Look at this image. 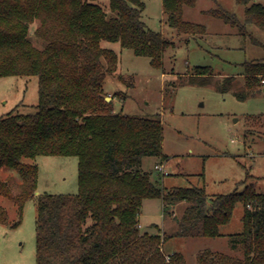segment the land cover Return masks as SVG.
<instances>
[{
  "label": "trees",
  "instance_id": "1",
  "mask_svg": "<svg viewBox=\"0 0 264 264\" xmlns=\"http://www.w3.org/2000/svg\"><path fill=\"white\" fill-rule=\"evenodd\" d=\"M195 2L162 0L169 26L189 36L205 34L203 25L183 19L184 6ZM235 2L244 7L243 22L222 8L209 13L238 27L240 35L249 34L248 26L264 32V5ZM144 7L143 0H0V77L38 78L36 112L0 118V170L16 172L0 176V195L21 215L35 196L38 175L37 166L24 159L77 158L75 195L37 197L36 264H186L180 253L166 259L165 240L219 236L238 202L244 205L242 231L229 239L241 255L202 250L197 264H264V194L252 185L215 196L201 187L164 188L141 169L144 157L166 158L160 119L115 113L105 100V77L118 72L123 49L162 66L170 42L146 26ZM243 67L238 99L264 88V60ZM208 71L195 68L197 74ZM146 199L161 200L163 219L175 223L169 233L158 225V233L141 232ZM0 223H7L4 210Z\"/></svg>",
  "mask_w": 264,
  "mask_h": 264
},
{
  "label": "rangeland",
  "instance_id": "2",
  "mask_svg": "<svg viewBox=\"0 0 264 264\" xmlns=\"http://www.w3.org/2000/svg\"><path fill=\"white\" fill-rule=\"evenodd\" d=\"M255 1L264 5V0ZM143 2L146 26L170 42L162 54V66L154 68L148 57L123 49L118 72L106 75L103 86L113 112L161 121L166 158L144 157L141 169L151 172L152 180L159 178L166 189L201 187L215 196L240 193L252 185L256 193L264 194V93L245 99L235 95L243 82V64L264 60V32L248 26L249 34L240 35L238 27L209 13L222 8L243 22L244 7L235 0H196L194 6H184L183 19L206 29L196 36L169 26L162 0ZM36 25L31 26L32 32ZM197 67L209 71L197 74ZM228 77L231 80L225 82ZM37 104L36 76L0 77V118L9 113L33 114ZM24 161L37 166L36 192L25 201L21 215L13 201L0 195V210L7 219L0 223V264H36L38 195L72 196L78 191L76 157L37 156ZM159 165L162 171L156 168ZM10 175L16 172L0 170L1 178ZM243 211V203H236L219 236L167 238L166 259L180 253L186 264H197L196 255L202 250L240 256L239 250L232 249L229 235L242 231ZM139 223L141 232L149 234L159 232L154 225L168 233L175 227L174 221L163 219L160 199L143 201Z\"/></svg>",
  "mask_w": 264,
  "mask_h": 264
},
{
  "label": "built area",
  "instance_id": "3",
  "mask_svg": "<svg viewBox=\"0 0 264 264\" xmlns=\"http://www.w3.org/2000/svg\"><path fill=\"white\" fill-rule=\"evenodd\" d=\"M156 168H157L158 170H160V171L163 170V166H162V165L156 166ZM162 174H163V175H166L167 173H166V172H163Z\"/></svg>",
  "mask_w": 264,
  "mask_h": 264
},
{
  "label": "water",
  "instance_id": "4",
  "mask_svg": "<svg viewBox=\"0 0 264 264\" xmlns=\"http://www.w3.org/2000/svg\"><path fill=\"white\" fill-rule=\"evenodd\" d=\"M262 92L264 93V88L262 89ZM106 101H109L110 99L109 98H107V99H105Z\"/></svg>",
  "mask_w": 264,
  "mask_h": 264
},
{
  "label": "crops",
  "instance_id": "5",
  "mask_svg": "<svg viewBox=\"0 0 264 264\" xmlns=\"http://www.w3.org/2000/svg\"><path fill=\"white\" fill-rule=\"evenodd\" d=\"M152 225V224H151ZM139 227L141 228V224L139 223Z\"/></svg>",
  "mask_w": 264,
  "mask_h": 264
}]
</instances>
